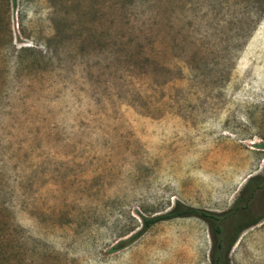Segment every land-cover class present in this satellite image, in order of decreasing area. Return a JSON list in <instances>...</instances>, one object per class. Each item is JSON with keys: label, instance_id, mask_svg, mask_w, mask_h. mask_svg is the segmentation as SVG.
I'll use <instances>...</instances> for the list:
<instances>
[{"label": "rangeland", "instance_id": "obj_1", "mask_svg": "<svg viewBox=\"0 0 264 264\" xmlns=\"http://www.w3.org/2000/svg\"><path fill=\"white\" fill-rule=\"evenodd\" d=\"M180 204L212 217L129 240ZM215 241L264 264V0H0V264H212Z\"/></svg>", "mask_w": 264, "mask_h": 264}, {"label": "trees", "instance_id": "obj_2", "mask_svg": "<svg viewBox=\"0 0 264 264\" xmlns=\"http://www.w3.org/2000/svg\"><path fill=\"white\" fill-rule=\"evenodd\" d=\"M180 206V209H178L177 207ZM176 207L171 208L169 211L163 213V214H159V215H153L150 217H143L142 221V227L139 231H137L136 233H134L129 240H133L138 234H140L142 231H144L148 226L154 224L157 221L160 220H165V219H169V218H173V217H177V216H184V215H199L201 217H212L211 214L207 213L204 210L201 209H197V208H192V207H188V206H184L182 204L178 205ZM215 218V217H214ZM216 219V218H215ZM214 229L216 232L220 231L219 226L216 224L214 226ZM128 241V240H127ZM215 247H216V251H214V253L212 254V264H224V262H222V254L219 250V242L215 241ZM123 246L122 244H118L115 245L114 248H118ZM224 255V254H223Z\"/></svg>", "mask_w": 264, "mask_h": 264}]
</instances>
